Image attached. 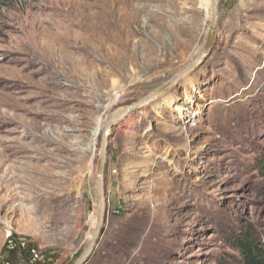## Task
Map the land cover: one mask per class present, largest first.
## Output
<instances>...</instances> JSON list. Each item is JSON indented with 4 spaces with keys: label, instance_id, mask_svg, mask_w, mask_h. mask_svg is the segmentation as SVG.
I'll return each mask as SVG.
<instances>
[{
    "label": "rangeland",
    "instance_id": "374dc122",
    "mask_svg": "<svg viewBox=\"0 0 264 264\" xmlns=\"http://www.w3.org/2000/svg\"><path fill=\"white\" fill-rule=\"evenodd\" d=\"M220 10L211 57L171 92L197 114L160 101L115 129L92 264H242L237 235L264 243V0ZM210 23V0H0V264L8 231L74 264L105 121L185 68Z\"/></svg>",
    "mask_w": 264,
    "mask_h": 264
},
{
    "label": "water",
    "instance_id": "95a60500",
    "mask_svg": "<svg viewBox=\"0 0 264 264\" xmlns=\"http://www.w3.org/2000/svg\"><path fill=\"white\" fill-rule=\"evenodd\" d=\"M220 17V0H211V23L207 32L205 44L196 57L164 85L136 101L115 109L107 119L104 132L102 133L101 147L95 172L97 194L96 224L84 250L75 260L74 264H87L96 252L99 241L103 235L109 203L106 186L108 157L111 147V138L114 135L115 129L135 112L148 109L152 104L160 102L164 95L180 87L181 84L206 63L216 46V31L220 22Z\"/></svg>",
    "mask_w": 264,
    "mask_h": 264
},
{
    "label": "built area",
    "instance_id": "2783aa9c",
    "mask_svg": "<svg viewBox=\"0 0 264 264\" xmlns=\"http://www.w3.org/2000/svg\"><path fill=\"white\" fill-rule=\"evenodd\" d=\"M115 214L123 212L122 207L114 210ZM16 254L26 255L29 264H47L48 258L44 250L37 245L33 238L18 236L12 231L6 233V256L2 264H16L13 256Z\"/></svg>",
    "mask_w": 264,
    "mask_h": 264
},
{
    "label": "trees",
    "instance_id": "16d2710c",
    "mask_svg": "<svg viewBox=\"0 0 264 264\" xmlns=\"http://www.w3.org/2000/svg\"><path fill=\"white\" fill-rule=\"evenodd\" d=\"M259 166L264 176V153ZM233 240L232 244L242 256V264H264V243L255 238L250 228H245L242 234L237 235Z\"/></svg>",
    "mask_w": 264,
    "mask_h": 264
},
{
    "label": "bare ground",
    "instance_id": "6f19581e",
    "mask_svg": "<svg viewBox=\"0 0 264 264\" xmlns=\"http://www.w3.org/2000/svg\"><path fill=\"white\" fill-rule=\"evenodd\" d=\"M210 7H211V0H210ZM159 103V102H158ZM161 106H162V108L163 107H165V106H168V107H171V108H173V109H175V110H177L181 115H190V116H193V115H196L197 114V112H194V111H191V112H189L186 108H184L182 105H180V104H177L176 103V100H175V97L172 95V93L170 92V93H168V94H166V95H164L163 97H162V99H161V104H160ZM161 106H160V108H161ZM157 110V109H156ZM145 113V115L146 116H148L149 115V113L148 112H144ZM102 120V119H101ZM106 122L107 121H105V123L104 124H106ZM100 123V122H99ZM101 124V123H100ZM104 129H105V126L103 127V129H102V133L104 132ZM99 130V129H98ZM98 130H97V132H98ZM93 224H94V226H95V224H96V217H94V219H93Z\"/></svg>",
    "mask_w": 264,
    "mask_h": 264
},
{
    "label": "crops",
    "instance_id": "0c3cea01",
    "mask_svg": "<svg viewBox=\"0 0 264 264\" xmlns=\"http://www.w3.org/2000/svg\"><path fill=\"white\" fill-rule=\"evenodd\" d=\"M93 226H94V224H93ZM105 227H106V224H105ZM104 230H105V228H104ZM104 232L105 231H103V235H104ZM103 235H102V237H101V239L99 241V245L97 247L96 252L94 253V255L92 256V258L90 259V261L87 264H92L94 259L98 256L100 244L102 243L101 241L103 239ZM60 252L61 251L58 250V249L57 250L55 249V250L51 251V253L48 256L47 264H64V263L68 264L72 260V257H74V254H76V252L74 254H71L69 259L67 261H65V260H63V255H61L62 253L60 254Z\"/></svg>",
    "mask_w": 264,
    "mask_h": 264
}]
</instances>
